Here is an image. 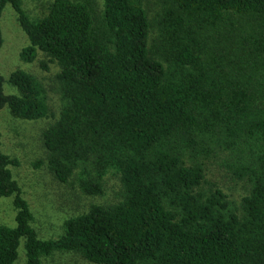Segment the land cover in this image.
Instances as JSON below:
<instances>
[{
	"label": "trees",
	"instance_id": "1",
	"mask_svg": "<svg viewBox=\"0 0 264 264\" xmlns=\"http://www.w3.org/2000/svg\"><path fill=\"white\" fill-rule=\"evenodd\" d=\"M10 3L29 43L60 70V110L42 131L43 163L92 201L43 238L0 131V264L71 252L90 264H264V0H53L32 16ZM4 37L0 27V48ZM47 69L48 65L44 64ZM0 110L36 121L54 114L42 82L15 69ZM212 167L244 183L237 202Z\"/></svg>",
	"mask_w": 264,
	"mask_h": 264
},
{
	"label": "rangeland",
	"instance_id": "2",
	"mask_svg": "<svg viewBox=\"0 0 264 264\" xmlns=\"http://www.w3.org/2000/svg\"><path fill=\"white\" fill-rule=\"evenodd\" d=\"M53 0H23L26 10L34 17L44 15ZM155 1L156 0H150ZM0 27L4 42L0 48V72L5 78L4 92L18 94L16 86L8 82L9 75L15 69H24L34 74L43 84L49 105L54 114L36 120H19L12 117L7 106L0 110V131L3 150L17 157L20 164L12 166L14 176L20 183L22 193L28 200L35 220L33 226L43 238L57 237L62 232L63 220L86 208L92 201L113 199L118 188L116 176L109 175L105 195L90 196L80 190L77 184L63 183L57 180L46 164L35 166L37 159H45L46 152L42 142V131L54 120L60 110V94L56 78L60 67L50 62L39 50L32 62L24 61L20 52L29 43L23 31L18 14L10 3L5 5ZM44 64L48 65L46 69ZM212 173L218 179L223 190L237 202L246 193L244 183L232 178L221 167H212ZM15 209L11 197L0 200V223L15 225ZM15 264H27L23 245ZM44 264H90L81 256L71 252H56L44 259Z\"/></svg>",
	"mask_w": 264,
	"mask_h": 264
}]
</instances>
